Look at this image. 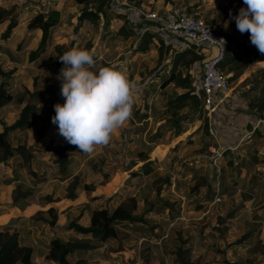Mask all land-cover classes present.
I'll return each mask as SVG.
<instances>
[{
	"label": "rangeland",
	"instance_id": "rangeland-1",
	"mask_svg": "<svg viewBox=\"0 0 264 264\" xmlns=\"http://www.w3.org/2000/svg\"><path fill=\"white\" fill-rule=\"evenodd\" d=\"M140 1L144 8L156 9L158 12L169 6L187 9L190 14L200 17L206 25L223 35H250L248 32L241 34L232 19L241 7H245L243 0ZM121 2L123 0L105 1L102 10L106 17L100 13L99 20L92 22L77 20L82 5H77L74 0H0V10H6L11 5L16 8V25L9 34L3 36L7 21L0 24V84H4L13 93V100L0 108V118L6 123L17 118L23 105L17 101L20 95H24L22 87L30 92L60 88L57 75L64 65L56 66L54 58L47 56L50 47L44 53L30 57V53L38 45L39 32L35 31L34 39L28 41L26 35L31 31L26 25L39 11L54 9L59 13L57 22L51 29L50 46L57 44L82 48L89 43V49L95 52L97 69L113 63L122 64L129 73V78L137 82L139 87L132 116L115 131L109 144L96 147L91 154L80 153L76 149L63 152L64 157L72 160L71 172L79 175L80 183L73 193L83 191L76 199L62 200L67 201L66 203L52 205L45 201L48 194L57 196L60 188L70 181H59L53 175L56 169L54 159L65 139L58 134V128L51 122V118L55 115L54 105L63 104L62 97L54 102L44 98L41 110L32 113L33 125L25 133L18 134V138L9 136L12 145L24 142L26 146L35 149L34 156H40L39 159L44 156L47 161L43 166L36 163L32 165V169L36 170L34 177L38 184L31 201H36L40 208L31 207L26 213L35 209L31 212V217L37 211L52 209L57 216L56 225L51 228L43 224L41 227L53 236L64 240L71 237L76 242L84 243L90 240L89 236L62 229L72 220L80 225L85 224L90 210L86 206L112 209L131 194L138 198L134 213L143 214V222L117 226L115 240L98 243L94 250H88L84 256L69 255L71 263L84 259L85 264H178L173 252L180 245L190 249L188 258L193 264H264V121L259 122L258 128L253 129L242 140L241 145L233 149H220L218 140L224 136L218 133L220 136L216 134L212 138L208 132L197 128L204 122L208 123L204 114L199 119L192 116L186 124V130L192 120L201 122L197 121L187 135L180 137L183 135L181 133L182 135L171 137L170 140H173L170 144L182 141L183 145L178 144L174 151L173 148L170 149L162 158V154L169 149L165 142L166 136H171V131L167 130L162 139L156 141L154 138L153 142L147 136L156 130L160 119L169 121L171 113L166 102L180 90L171 84L160 88L162 75L156 76V70L147 72L150 66H143V61L155 62L156 43L160 45V41L153 34L156 41L150 40L146 49L140 51L142 54L137 53L135 45L146 34L141 29L137 33L136 27L127 25L120 19L124 16L118 15L115 9ZM111 18L113 21H110ZM24 37L26 42L21 46V39ZM248 39L250 40V36ZM226 44L227 49H231L229 39H226ZM244 47L252 50L250 54L253 53L254 58L260 54L254 45L246 44ZM262 86L264 87V82ZM245 89V98L250 108L260 116L259 102H252L249 98V95L258 93L259 90ZM188 112L187 108L181 110V113ZM141 115H145L144 118ZM38 130H43V137L38 138ZM123 131L128 133L127 137L123 136ZM144 140L143 145L141 142ZM149 147L151 151L146 155H135L136 152L147 151ZM39 150L49 152L40 155ZM225 152L229 154L226 155ZM156 155H162L157 165ZM14 159L10 160L12 165L20 160ZM152 159L155 160V169L150 174L126 181L138 165L139 171L143 163ZM129 161L133 163L130 168L127 165ZM8 163L5 164L9 165ZM18 171L27 179L26 183L34 178L24 167ZM9 174L6 168L0 173V203L9 200L13 188V185L6 186L2 182ZM157 176L169 183L161 184V190L156 195L153 187H156L154 179ZM237 178H241L242 182L232 184ZM84 184L97 186L90 194V189L82 188ZM113 193L116 195L110 197ZM246 193L249 198H246ZM66 195L69 196L68 193ZM151 203L155 206L163 204L166 209L156 212ZM170 213L175 214V217H171ZM22 224L19 221L16 228H22ZM16 228H2L0 232L3 238L16 239ZM246 233L250 234L241 243H235ZM37 240L40 242L41 237H37Z\"/></svg>",
	"mask_w": 264,
	"mask_h": 264
},
{
	"label": "trees",
	"instance_id": "trees-1",
	"mask_svg": "<svg viewBox=\"0 0 264 264\" xmlns=\"http://www.w3.org/2000/svg\"><path fill=\"white\" fill-rule=\"evenodd\" d=\"M108 0H74L77 5H82L81 10L78 13L77 20H89L98 21L99 14L106 17L103 14L102 7ZM132 6H138L140 0H127ZM90 5L87 7L86 5ZM110 5V4H109ZM14 5H11L6 10H0V24L7 21L4 35L6 36L11 32V30L16 25L14 12ZM187 10V9H185ZM59 13L57 10H50L48 12L39 11L33 15L30 21L27 23L26 27L31 31L29 35H26L28 41L33 38L35 31H40V37L38 45L34 51L30 53V57L37 56L39 53H44L47 48L49 51L47 53L48 57H53L55 60V65L60 66L62 62L60 61V56L70 50L71 48L65 47L63 45H51V29L56 24ZM146 35H142L139 39V43L135 45L136 51H144L146 49L147 43L151 40L154 33L144 31ZM143 32V33H144ZM147 32V33H146ZM25 37L21 39V46L25 44ZM229 42L233 44V39H229ZM79 47V46H78ZM81 48V47H79ZM82 48L90 50L89 43L84 45ZM156 60H144V65H149L150 68L147 69L148 73L156 70L162 55V44L157 48ZM251 49L248 47H243L241 54L233 53L226 48L223 59L219 63V69L226 75L228 82L235 81L244 71L247 62H250L252 58H249ZM201 55L195 51L193 44H186V46L176 51L174 57L173 65L168 74L162 75L159 83L160 88H164L168 84L172 83L176 88H181L184 92L175 94L173 98L166 102L167 109L169 110L170 117L169 121H161L157 124L156 130L147 136L149 141L153 142L154 138L157 140L162 139L164 133L167 130L171 131V135L181 134L186 131V124L189 123L190 117L198 119L202 117V109L200 107L199 95L195 92V87L190 82L191 74L188 72L189 67L196 60H199ZM254 58V57H253ZM264 58V54H259L256 59L260 60ZM145 68V67H144ZM183 73V75H182ZM264 82V69L258 71L249 78L244 79L243 83L247 84L248 91L259 90L258 93L249 95L252 102H259L260 104V115L263 116L264 111V87L262 86ZM4 83V81H3ZM0 84V108L7 105L13 100V93L8 91L4 86ZM24 95H20L17 99L18 102L22 103V107L18 113V116L11 123H6L0 118V165L7 163L11 159L19 158L17 164L11 169L10 175L3 179L4 184H13V188L10 192V203L3 205L4 207H16L22 210L26 207L32 200L33 193L35 191V186L38 184V180L34 177L35 170L32 169L31 162H34L33 154L31 153V147L26 146L24 142L12 145L9 141V136L18 138V134L25 133L26 129L33 125L34 111H40L41 106L47 101L54 102L57 98L62 97L60 95V88L51 89L50 91H28L25 87ZM247 91V92H248ZM47 92V93H45ZM249 93V92H248ZM24 97V98H23ZM45 98V99H44ZM48 98V99H47ZM42 101V102H39ZM62 102L64 103V98L62 97ZM41 104V105H40ZM183 108L189 110L188 113H181ZM144 118L145 115H141ZM162 120V119H160ZM192 120V119H191ZM198 129H203L206 133L208 130L207 123H203ZM141 130V129H140ZM137 131V130H136ZM123 136H128L127 132H122ZM38 138L43 136V130H38ZM146 140L142 141L143 143ZM78 150L81 151L74 145L69 144L66 140L64 144L59 146V152L57 154L54 162L56 163V169L53 175L58 178L59 181L70 180L67 185L60 188V192L57 193L56 197L52 194H48L45 200L48 201H58L65 194H69L70 198L74 197V189L80 183L79 175L71 172V162L72 160L63 156L64 151L68 150ZM148 151V152H147ZM147 151L136 152L137 157H142L151 151V147ZM229 154V152H225ZM36 163V162H34ZM36 165H40L36 163ZM128 168L133 166L132 161L128 162ZM157 165V161H156ZM26 168L28 174L33 176V179H29L26 183V179L22 176L18 169ZM157 167V166H156ZM18 168V169H17ZM155 169V160H148L141 165L138 172H131L126 181L133 177H140L142 175H148ZM71 178V179H70ZM156 181V187H153V192L156 195L161 190V186L165 183H169L165 179L157 176L154 179ZM242 182L241 178H237L232 184H239ZM162 184V185H161ZM84 189H90V185H82ZM223 192V190H221ZM220 191V192H221ZM246 198L250 196L246 193ZM113 193L110 197L115 196ZM109 197V198H110ZM138 198L135 195L125 196L117 205L112 209H107L106 207L94 208L89 212L88 225L82 226L75 221H70V223L62 230L64 231H74L80 235L89 236L90 240L88 242L80 243L73 240V238L62 239L58 236H52L49 238L46 244V253L44 254V260L51 262L53 264H85L84 259H77L74 263L68 260L69 255H85L88 250H94L98 243H108L117 238V226L123 224H131L134 222H143V214L136 215L134 212L137 207ZM152 209L156 212H160L162 209H166L165 205L156 204L152 205ZM171 217H175V214H171ZM29 222L31 226L41 227L43 224L54 227L57 223V216L54 214L52 209H47L45 211H37L30 218ZM150 228V227H149ZM250 234V233H248ZM246 233L242 235V238L236 240L235 243L239 244L241 241L248 236ZM92 240V241H91ZM118 248V247H117ZM119 250V249H115ZM189 248L178 245L175 247L173 255L174 260L178 264H193L189 260ZM33 249L28 245L21 244L18 242L17 238L5 237L3 238L0 232V264H34L33 263Z\"/></svg>",
	"mask_w": 264,
	"mask_h": 264
},
{
	"label": "clouds",
	"instance_id": "clouds-1",
	"mask_svg": "<svg viewBox=\"0 0 264 264\" xmlns=\"http://www.w3.org/2000/svg\"><path fill=\"white\" fill-rule=\"evenodd\" d=\"M243 4L232 19L241 34L250 33L251 44L264 54V0H243ZM213 41L226 43L223 38ZM60 61L64 67L57 79L64 103L54 105L51 122L69 144L91 154L96 147L109 144L132 116L139 87L122 64L97 69L94 50L73 47Z\"/></svg>",
	"mask_w": 264,
	"mask_h": 264
},
{
	"label": "crops",
	"instance_id": "crops-1",
	"mask_svg": "<svg viewBox=\"0 0 264 264\" xmlns=\"http://www.w3.org/2000/svg\"><path fill=\"white\" fill-rule=\"evenodd\" d=\"M139 5L142 6L143 3L140 2ZM155 7H156V5H155ZM119 15L124 16L122 14H119ZM120 19L123 20L125 22V24L132 25V26L136 27L137 33L140 31V27H145V25H146L145 22L143 20L139 19L133 11H130L128 13V16H126V17L124 16V18H120ZM110 21H113V18H111ZM38 32H39V37H40V31H37V33ZM224 36L227 40L233 39L234 42H233V44H230L231 49H229L233 53L241 54V50L243 49L244 45H246V44H247V46L252 45L250 40L248 39V36H250V35H224ZM34 37L32 39H34ZM151 40H153V42H155L156 40H159L160 45L162 44L161 61L158 65V67L156 68V76L168 74V72L172 68L174 57L176 55V51L183 49L186 45L183 44L182 42L175 41L172 38V35L169 33H164L162 35L156 34V40H155L154 35H153L151 37ZM156 45H157V48L160 46L157 43H156ZM157 51L158 50L156 49V56H157ZM136 52L142 54V52H140V51H136ZM149 52H152V50H150ZM252 54H249V58H252V60L250 62H247L246 67H245L244 71L242 72V74L235 81L230 82L231 83L230 84V92H229L228 97H227L228 100L226 101L223 108L218 109L217 111H215V114H213L212 116H210L206 119L208 122L207 123L208 130H211V133H212V135H211L212 138L215 137V135L218 133H220L222 137L224 136L223 138H219V140H218L220 142L219 144L221 145L220 149H233V148H236L237 146L241 145L240 143L242 142V140H244L245 137L249 133H251V131L253 129L258 128L259 122L264 121V119H263L264 113H262L263 116L257 115L250 108V106L248 104L249 102L245 98V95H246V93H245L246 89L245 88H247V84L243 83V80L249 78L251 75H254L258 71L264 69V58L257 60L256 58H253ZM144 56H146V55H143V57ZM201 59H202V56L199 60L194 61L188 70V72L192 75L190 78V82L192 83V85H194V87H195L194 90H197V88L199 87V71H200V60ZM182 75H183V73H182ZM170 84L173 85L172 83H170ZM176 89L180 90L179 93L184 92V90L181 88H176ZM179 93H177V94H179ZM163 120L164 119H162L160 121H163ZM197 121L198 120H194V121L192 120V123L190 124V127H189L190 130L196 126ZM257 122H258V124H257ZM189 129L186 130L185 132H183L182 133L183 135L181 134L182 136H180V137L187 135V133L190 132ZM208 130H207V132H208ZM177 135H180V134H177ZM173 136L174 135H171L169 138H168V136H166L167 140L165 143H166V145L169 146V149L167 148L165 153L162 154L163 155L162 158H164V156H166L167 151H169L170 149L173 148L172 150L174 151L177 146L183 145L182 141H176L174 144L173 143L170 144V142L174 138ZM209 136H210V134H209ZM166 137H164V138L166 139ZM171 137H173L172 140H170ZM168 142H169V144H168ZM160 145H163V144H160ZM31 149H32L31 153L34 154L35 149H33V147ZM39 151H40V155H43V153L46 154L49 152V151H45V150H39ZM162 155H160V156L156 155V157H157L156 161H159L161 159L160 157ZM33 157L35 158L34 162L39 163L42 166L44 164H47V161H46V159H44V156L41 157V159H39L40 156H38V155H35V156L33 155ZM10 162L11 161H9V163L7 162L9 165H6V164L0 165V173L2 172L3 168L8 169L10 172L11 169L15 167L16 164L12 165V163H10ZM16 162H18V160ZM34 162L33 161L31 162V166L33 165ZM139 166L140 165H138L136 167L134 172L138 171L137 169ZM9 175H7V176H9ZM26 181H27V179H26ZM4 185L7 186V185H13V184H4ZM96 186L97 185H94L91 190H88V192L90 194L93 193ZM82 192L83 191L80 190V191H78V193H75L74 197L72 199H76L77 197L81 196ZM53 197H56V196H53ZM69 199H70V196H67L65 194L58 201H48V200H45V201L48 202L49 204L54 205V204H60V202L66 203L67 201H62V200H69ZM9 203H10V196H9V200L7 202L5 201V203H0V207H4L3 205L9 204ZM31 207L32 208H40L39 204H37L36 201L35 202L31 201L22 210L17 209L16 207H10V206L6 207V208H2L3 210H0V229H2V228L6 229L9 227H15L16 228L18 222L19 221L22 222L23 223L22 228L21 227H17L18 229L16 228V230L19 232V233L17 232L16 238H17L18 242H20L21 244L28 245V246L32 247L33 254H34L33 255V263L34 264H53L51 262L44 260V254L46 253V244H47L49 238L52 237L53 235L51 233H47L43 227H34V226L30 225L29 218H30L31 212L35 211V209L33 211H30V213H28V214L26 213V211L28 209H31ZM86 208H90V210H89V212H90L95 207L92 208V207L86 206ZM96 208H99V207H96ZM88 215H89V213H88ZM88 218H89V216H87V221H85L86 223L81 224L82 226H87ZM74 233H76V232H74ZM76 234H78V233H76ZM78 235H80V234H78ZM37 237H41L40 242L37 240Z\"/></svg>",
	"mask_w": 264,
	"mask_h": 264
},
{
	"label": "built area",
	"instance_id": "built-area-1",
	"mask_svg": "<svg viewBox=\"0 0 264 264\" xmlns=\"http://www.w3.org/2000/svg\"><path fill=\"white\" fill-rule=\"evenodd\" d=\"M115 10L118 15L122 14L125 17L130 11H133L146 24L145 27H140L141 32L149 31L157 35L169 33L175 41L185 45L193 44L195 51L202 56L199 87L195 90L199 95L202 115L204 114L203 116L207 119L215 114V111L223 108L228 100L230 82L219 69V63L224 57L227 44L222 46L213 41L223 38L226 42L225 36L220 31L209 27L200 17L194 16L178 6H169L158 12L156 9H147L140 5L132 6L123 0ZM208 132L212 135L211 130Z\"/></svg>",
	"mask_w": 264,
	"mask_h": 264
}]
</instances>
